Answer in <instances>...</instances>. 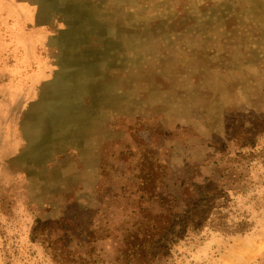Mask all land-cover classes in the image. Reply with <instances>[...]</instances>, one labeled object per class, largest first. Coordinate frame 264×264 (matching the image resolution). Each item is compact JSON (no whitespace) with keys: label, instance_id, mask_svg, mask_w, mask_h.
Masks as SVG:
<instances>
[{"label":"rangeland","instance_id":"rangeland-1","mask_svg":"<svg viewBox=\"0 0 264 264\" xmlns=\"http://www.w3.org/2000/svg\"><path fill=\"white\" fill-rule=\"evenodd\" d=\"M155 196L205 219L174 264H264V0H0V264L117 256Z\"/></svg>","mask_w":264,"mask_h":264},{"label":"trees","instance_id":"trees-1","mask_svg":"<svg viewBox=\"0 0 264 264\" xmlns=\"http://www.w3.org/2000/svg\"><path fill=\"white\" fill-rule=\"evenodd\" d=\"M175 199L176 196H172L165 202L161 197H149L144 200V206L133 208L136 210L124 215L121 221L123 245L117 256L100 257L96 248L91 247L85 250L84 257H70V260L55 257L56 261L60 264H174L175 258L162 244L163 238L177 222L193 231L198 228L199 221H205L198 219L190 209L184 213L174 211L172 201ZM208 225L214 229L219 224L212 225L209 221Z\"/></svg>","mask_w":264,"mask_h":264},{"label":"bare ground","instance_id":"bare-ground-1","mask_svg":"<svg viewBox=\"0 0 264 264\" xmlns=\"http://www.w3.org/2000/svg\"><path fill=\"white\" fill-rule=\"evenodd\" d=\"M25 10H28V9H25ZM26 15H27V13H26ZM27 46H28V49H26V55H27V63H28L29 59L32 60L33 52L29 48V44ZM29 72L30 73L27 76V78H28L27 82H25L24 89H23V97L24 98H26L28 95L33 93V88H32L33 87V82L36 81V78H37L36 76H38V72L34 71L33 69H30Z\"/></svg>","mask_w":264,"mask_h":264}]
</instances>
